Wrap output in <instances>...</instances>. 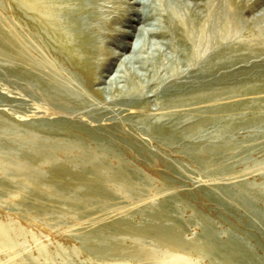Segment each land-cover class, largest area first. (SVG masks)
<instances>
[{"label":"rangeland","instance_id":"rangeland-1","mask_svg":"<svg viewBox=\"0 0 264 264\" xmlns=\"http://www.w3.org/2000/svg\"><path fill=\"white\" fill-rule=\"evenodd\" d=\"M100 10L106 40L93 47L87 72L61 47L66 30L51 28L32 1L0 0V130H16L0 135V152L24 162L16 135L74 139L97 153L113 147L133 177V189L109 184L80 201V182L68 177L56 184L46 173L37 192L0 172V264H234L221 246L236 237L264 264V221L235 198L239 186L254 185L264 208V0H178L183 22L166 16L165 31L147 36L156 45L141 50L144 64L127 63L130 47L118 46L135 41L140 16L126 0H101ZM202 25L192 47L186 33ZM107 163L115 168L118 159ZM60 182L71 186L58 195ZM164 207L165 225L187 243L181 248L135 235ZM206 225L213 251L200 252L192 243ZM85 238L110 247H83Z\"/></svg>","mask_w":264,"mask_h":264},{"label":"bare ground","instance_id":"bare-ground-1","mask_svg":"<svg viewBox=\"0 0 264 264\" xmlns=\"http://www.w3.org/2000/svg\"><path fill=\"white\" fill-rule=\"evenodd\" d=\"M25 1L33 2V5L35 6L36 11L38 12V16H41L42 19H44V22H47V24L51 28L57 29L59 27H62L63 30H66L65 32H67L68 35L60 36L59 43H63L61 47H65L64 51L68 52V57L70 58L69 60L71 64L77 69H79L78 68L79 66L85 69L87 72H89L90 70L92 72V68L94 67L93 64L90 62V56L93 55L92 53L94 51L93 47H102L103 42L106 40V38L104 37V31H105L104 29L106 28L105 27L106 21L105 19L104 20L102 19V15H101V10H100L101 0H25ZM126 1L127 4L129 5V11L132 12L134 11V13H132L131 15L135 17L140 16L138 17L139 20L138 23L140 24L141 27L139 28V30H137L138 35H136L137 38L133 43H129V42L122 43L120 41L118 43V46L124 48L130 47L129 54L126 57H124V60H126L127 63H131V64L134 62L140 63L141 61L142 64H144L143 58L140 54L142 53L141 50L144 47L145 48L155 47L156 45L151 43L147 39V36H152L154 34L160 35V33L162 34L165 31L161 23L163 22L162 20L166 16L171 21V24L178 23L179 22L178 20L183 22L182 21L183 18L181 20L180 12L178 10V0H126ZM58 3L60 4V6L58 5ZM60 16H63L65 19L63 23L57 20V18ZM148 19L154 20L155 23H152L151 25L145 23V21ZM131 20L134 21L135 18L134 19L132 18ZM202 28L203 25L200 26L195 31H187L186 36L191 43L193 42L192 47L196 46L194 44L197 42L196 40L198 39V36L200 35ZM118 31H120L121 35L126 36V38L131 37V35L134 36V34H132L129 31H125V30L123 31L118 30ZM0 34H1V30H0ZM3 39L0 36L1 46L4 45L5 40L3 41ZM66 47H75L76 50L82 54H76L75 50L74 52L68 51L69 49ZM70 91L71 90L66 88L64 90V94L70 97L71 96ZM76 94L77 93H75V95ZM59 124H57V126ZM10 131L13 132L16 130L4 125V128L0 130V135L3 137L6 133H10ZM168 137H170V135H168ZM170 138H174V137L171 136ZM13 140L15 143H18L19 145L18 153H20L19 155L24 160V162H19L18 160L13 159L11 156L14 154V152L12 151L0 152V158L3 156L7 158L6 161L0 163L1 164L0 172L4 171L5 174V171L7 170V172L12 171L14 175L17 174L18 176L16 177L20 178V183L22 187H29V188L32 187L34 191L42 192L41 189L38 188V181L43 179V177H48V174L50 173L49 176L50 180L53 179V182L54 180L56 182V180L58 179L56 184L59 183V179H64V178L66 179V177H68L72 181L80 182L79 184L80 186L78 187L79 190L76 192L78 193V195L80 194V196L76 197V199L80 201L81 200L90 201L96 198L97 196L104 195L106 189L109 188V184H113V185L117 184L118 187L120 188L127 187L129 189L130 188L133 189V187H130L133 177L132 175L126 173L125 171V169H127L126 163L124 160H122L119 157L118 154L114 152L115 149L113 147L112 148L107 147L97 153L92 148L74 139L69 140L67 138H64L61 140L48 142L42 140L41 138L35 135H30V137L28 138H20L19 136L16 135V137H14ZM71 150H76L77 152L75 154H71L69 153V151ZM111 155H114V157L118 159V165H116L115 168L110 163H107L106 165V161H108V157ZM44 164L49 165L50 168L49 172L42 169V166ZM69 164L71 165L69 166ZM88 172L89 174H92V176L91 175L88 176ZM70 186L71 185H69L68 182L67 183L60 182V185H58V190H57L58 192L55 191V193L58 195L62 194L64 191L70 189ZM259 188H262L261 191L264 190V185H261ZM257 190H258L257 187H255L254 185L251 187L239 186L235 190L236 191L235 198L236 201H238V204L248 205L252 210L255 211V213H257L258 215L257 217H259L260 219H262V221H264V208L257 207L258 206L257 198L258 195H261L260 194L261 192ZM225 192L226 193L229 192V189ZM169 211H170L169 207H164L163 209L160 210L150 211L149 212L150 220L148 224L146 225L145 222V224L141 225L139 228L135 227L136 229L135 235H137V237L150 236L156 243L164 244V245L166 244L169 247L168 249L181 248L182 246L186 245L187 243H185V240L183 241L179 239L180 237L178 235V229H176L177 227L176 225L173 227H167L165 225L167 224ZM1 227H0V232L2 231ZM131 227L133 226L131 225ZM128 231H129L128 233L130 232L132 233V230L131 231L128 230ZM6 232H7L6 234L9 233L8 230ZM3 238L4 236L1 238L2 241ZM214 238H215V233L211 229H209L208 225H206L204 233L201 236V238L200 239L197 238L198 240H196L195 242L193 241L192 248L199 249L200 252L201 251L209 252V250L213 251L212 248L214 243L213 241L215 240ZM234 239L235 240L229 241L228 243H225L223 245L221 244L222 245L221 247H224L223 251L229 254L228 257H222L224 258L223 260H226L227 262L231 261L234 264H260L255 262L254 254L252 253V250L249 248V246H245L244 240L238 237ZM141 242H137V243H141ZM139 245L140 244H138V246ZM84 246L90 249H98V250L100 248L110 247L109 243L105 242V240L103 239L102 241H99L97 244H95L90 238L84 239L83 247ZM162 246L163 245H161L160 249L162 248ZM164 249L166 250V248Z\"/></svg>","mask_w":264,"mask_h":264}]
</instances>
